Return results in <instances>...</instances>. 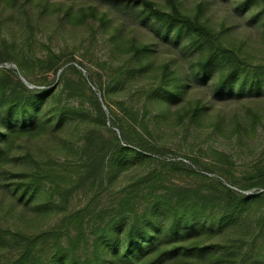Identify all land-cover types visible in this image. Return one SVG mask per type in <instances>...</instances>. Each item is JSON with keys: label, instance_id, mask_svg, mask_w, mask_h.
Masks as SVG:
<instances>
[{"label": "trees", "instance_id": "1", "mask_svg": "<svg viewBox=\"0 0 264 264\" xmlns=\"http://www.w3.org/2000/svg\"><path fill=\"white\" fill-rule=\"evenodd\" d=\"M80 1L0 0V19L11 21L18 12L29 24L34 10L37 18L60 14L73 27L97 19L104 26L114 22L117 37L113 42L111 38V45L127 59L114 71L113 82L124 72L131 78L151 77L153 82L144 91L146 111L155 108L159 121L175 114L181 124L198 127L211 120L208 126L223 134L228 120L222 111L212 117L210 110L217 101L233 99L244 102L245 110L230 119L232 132L240 142L256 135L264 119L259 105L264 99V62L256 63L253 53L229 42L230 27L211 24L206 15L211 5L200 3L189 11L181 0H105L116 10L109 18L106 12L100 16L96 7L75 11ZM233 1L235 9L264 33V0ZM121 12L147 28L145 40L122 32ZM162 52L179 56L157 61ZM34 56L28 59L8 39L0 41V64L12 62L26 80L37 68L47 86L30 89L14 70H0V186L6 188L10 206L28 221L45 220L53 213L61 219L54 228L35 231L29 224L25 229L0 226L1 247L10 250L0 254V264H264L263 163L246 175L244 185L231 183L250 194L214 180H203L195 188L145 187L148 180H157L150 174L123 190L109 206L102 205L124 156L148 159L150 155L137 147L149 151L150 144L129 127L118 126L126 146L121 143L122 138L108 129L105 111L81 71L64 68L63 53L47 47L46 56ZM55 78L60 80L59 89L50 87ZM61 94L82 100L56 107L54 101ZM84 98L91 108L85 107ZM80 111L88 113V123L77 145L59 131L66 112ZM127 114L133 119L139 116L133 109ZM36 139H49L46 146L51 151L46 157L39 156L32 143ZM59 151L67 153L63 161ZM224 155H219L221 160L231 163ZM9 166L19 171H6ZM83 189H89L92 198L81 208L71 207L73 195Z\"/></svg>", "mask_w": 264, "mask_h": 264}, {"label": "rangeland", "instance_id": "2", "mask_svg": "<svg viewBox=\"0 0 264 264\" xmlns=\"http://www.w3.org/2000/svg\"><path fill=\"white\" fill-rule=\"evenodd\" d=\"M156 1L164 3V0ZM181 1L184 8L189 11H193L195 6L200 3L211 5L210 10L206 12L211 24L216 28H221V24L230 27L229 42L253 53L256 63L264 62V33L262 30H258L255 24L250 23L249 18L241 15L239 9H235L233 0ZM79 7L84 9L96 7L100 16L106 12L109 18H112V13L116 11L105 0H81L76 3L75 11H78ZM31 11L34 14V10ZM32 13L30 12L33 17H31L29 24H27L26 15L23 16L18 12L14 13L11 21L0 19V41L8 39L13 48L28 59L33 58V55L38 58L46 56L47 47L55 53H63L64 68L75 66L81 71L89 86L97 94L105 111L108 129H112L118 138H122L121 143L126 146V141L121 135V128L118 126L129 127L133 133L135 131L144 136V139L148 141L146 143L150 144L151 150L149 151L137 147L140 151L150 155L148 159L140 160L136 157L133 158L132 155L124 156L123 164L116 167L111 187L109 186L110 189L103 194L102 205L109 206L123 190L129 189L130 185L150 174H156L153 178L157 180L154 182L148 180L145 187L153 185L161 189L162 185H166L195 188L200 186L203 180L207 182L214 180L231 186L238 192L251 193V191L244 192L231 185V183L244 185L247 182L245 177L253 167L260 163L264 164V119L259 125L256 135L251 139L244 137V140L240 142L236 132H232L234 126L229 121L235 113V115H243L244 102L228 99L213 104L210 110L211 116L214 117L219 111H222L223 114L221 115L228 120L223 128V134H219L211 126H208L211 120L199 127L190 122L181 124L175 119V114L165 116L159 121L156 118L158 112L155 108L148 107V112L144 109L146 103L144 91L151 86L153 82L151 77L137 76L131 78L124 72L118 78V82H113L114 71L124 65L127 59V55L116 53L113 45H111V38L113 42L114 37H117V28L114 22H112V26L110 24L104 26L97 19L89 20L83 26L73 27L60 14L48 13L37 18V14L33 15ZM118 14L124 21L125 25L122 32L125 35L134 36L139 41L145 40L148 32L145 26L129 14L122 12ZM171 54L179 56L178 53L162 52L157 61L171 59ZM9 69L14 70L18 79H21L30 89L42 90L47 88L43 82L44 74L39 69H34L33 74L27 80L20 75L12 62L0 64V70ZM48 78L49 80L54 79L52 74H49ZM69 78L74 81L77 79L75 74L69 75ZM59 81V78H55L50 87L59 89ZM84 99L85 107L91 108L88 98ZM79 100H82V97L75 96L67 99L65 94H61L60 100L55 99L53 105L56 107L68 103L77 105ZM259 105L260 108L264 109V99ZM129 109L139 112V116L135 119L131 118L127 114ZM86 114L88 113L83 111L77 114L66 112L63 119L65 125L60 128L59 135L63 137L62 135L66 133L65 136L70 143L79 145L80 135L88 123ZM144 114L145 122H143ZM114 117H118L119 121H114ZM144 125L147 126L151 134L145 131ZM44 140L36 139L32 143L38 150L39 156L42 154L46 157L51 150L49 151L46 146L49 139ZM48 145L50 144L48 143ZM221 153L230 157L232 162L225 163L221 160L219 157ZM66 154L62 151L57 153L58 157H61V161L67 158ZM172 163L183 169H177L171 165ZM190 169L194 170L196 174L189 173L188 170ZM8 170L16 172L19 171V168L9 166L6 167V171ZM5 189L0 186V226L2 228L14 229L15 225H19L25 229L29 224L30 230L35 231L41 228H54L59 224L61 215L57 216L55 213L45 220L40 219L38 221L34 218V220L30 218L28 221L29 219L20 216L19 209L10 206L11 198ZM143 191L146 192L145 188ZM92 196L93 193L89 189L79 190L73 195L71 207H83ZM151 200L153 199H147V201ZM145 201H139L140 207L145 205ZM9 253L10 250L7 247L2 248L0 244V254L8 255Z\"/></svg>", "mask_w": 264, "mask_h": 264}]
</instances>
